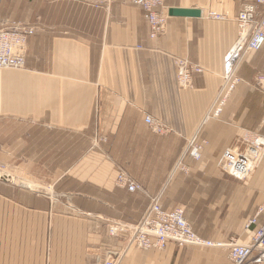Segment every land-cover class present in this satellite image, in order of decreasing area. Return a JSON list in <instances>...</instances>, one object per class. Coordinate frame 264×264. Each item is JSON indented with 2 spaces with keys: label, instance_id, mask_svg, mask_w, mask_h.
I'll list each match as a JSON object with an SVG mask.
<instances>
[{
  "label": "crops",
  "instance_id": "0c3cea01",
  "mask_svg": "<svg viewBox=\"0 0 264 264\" xmlns=\"http://www.w3.org/2000/svg\"><path fill=\"white\" fill-rule=\"evenodd\" d=\"M247 1L254 0H162L167 15L196 10L200 17L168 16L165 34L151 40L142 9L128 0H0V21L44 25L27 39L25 68L0 70V161L56 163L53 189L67 195L58 202L0 179V264H229L220 248L128 247L125 235H109L108 224L138 223L160 195L162 209L182 207L203 241H244L252 233L245 226L264 197V171L237 185L218 163L246 133L264 137L257 86L264 46L244 58L236 71L242 82L219 117L201 127L222 86L223 58L237 42L235 21L204 16L236 18ZM176 57L203 70L190 89L176 82ZM146 115L169 132L152 133ZM200 127L201 160L186 159L188 173L176 170ZM58 135L61 154L51 140ZM76 146L85 147L77 156ZM24 173L44 178L41 169L25 166ZM120 173L140 190L118 187Z\"/></svg>",
  "mask_w": 264,
  "mask_h": 264
},
{
  "label": "built area",
  "instance_id": "2783aa9c",
  "mask_svg": "<svg viewBox=\"0 0 264 264\" xmlns=\"http://www.w3.org/2000/svg\"><path fill=\"white\" fill-rule=\"evenodd\" d=\"M30 1V0H26ZM47 1V0H36ZM131 4L142 9L148 25V37L156 40L166 32L168 15L162 8L161 0H131ZM207 19L224 22L226 15L210 12ZM237 43L223 59V84L214 100L203 123L218 118L226 99L242 82L236 76L237 68L250 53L259 51L264 46V0H254L242 4L237 17ZM35 25L15 22H0V70H23L27 53V39L33 36ZM175 77L181 89H190L192 76L202 73L199 65L190 63L184 58H174ZM257 86L264 93V78L257 81ZM144 123L156 135H165L169 130L158 120L146 115ZM186 141L183 156L176 170L188 173L184 164L191 158L199 162L206 142L200 137V129ZM264 154V137L258 133H246L236 146L226 149L219 161V169L231 180L245 181L253 172ZM256 168V167H255ZM116 185L128 192L140 190V187L126 174L120 173ZM161 196L151 197L148 208L141 220L135 225L109 223L108 232L111 236L125 235L128 247L138 250L164 251L168 245L176 247L220 248L227 251L229 264H264V203L257 207L255 214L247 221L245 230L252 232L245 241L216 243L201 240L187 223L182 207L172 211H164L161 207ZM259 217H263L258 224ZM252 228L254 230L252 231ZM98 264H115L113 260H105Z\"/></svg>",
  "mask_w": 264,
  "mask_h": 264
},
{
  "label": "rangeland",
  "instance_id": "374dc122",
  "mask_svg": "<svg viewBox=\"0 0 264 264\" xmlns=\"http://www.w3.org/2000/svg\"><path fill=\"white\" fill-rule=\"evenodd\" d=\"M66 1L69 2L70 0H66ZM247 2H251V1H247ZM247 2L241 3L240 8H241L242 4L247 3ZM128 3L130 5H132L131 4V0H128ZM162 8H163V5H162ZM240 8H239V10H240ZM61 11H63V10H61ZM69 12H70V8L68 10H66L67 15L69 14ZM222 15H225V14H222ZM206 16L207 15L204 16L205 19H207ZM228 19H229L228 21H224V22L234 21L235 18L228 17ZM3 21H10V20L4 18L0 22H3ZM17 22H19V21H17ZM20 23H25V22H20ZM25 24L35 25L38 28L36 32H38V30H40V29H43L42 26H44L43 23H41V21H38V20L33 22V23H25ZM160 37H162V36H160ZM160 37H158L157 39H159ZM43 134H44V138H46V140L50 139V134H51L50 131H44ZM51 140L53 142L57 141V143H58V145L53 147V148H57V150L59 151L60 154H61V151L65 152L64 151L65 148H66L65 145L61 146V144L65 141V139L63 137H60L58 135V136H55L54 139H51ZM44 148L51 149L50 146H46ZM81 148H85V147H81V146L80 147H78V146L75 147L76 156L78 155L77 150L78 149L80 150ZM49 152L50 151L47 150V153H49ZM55 164L54 163L51 164V163H47V162H44V163H28L27 162V163H25V161H9V162L8 161H6V162L0 161V179L7 180L8 182H10L12 184H15V185L24 186L23 183H28V184L35 185V186L39 187V189L37 191L43 193L44 197H48L49 196V198H52V200H55V201H58V202H62V201L66 200L67 195L56 192L53 189V186H52L54 181L57 180V178L51 177L52 176L51 175L52 171H54V170H56L58 168V167H56ZM61 165L64 166L62 168H65L67 164L66 163H63V164L62 163H58L57 166H61ZM25 166H26V168L28 170H31L33 172L35 171V169H37V171L39 169H41L43 174H44V178L42 179V183L40 181H37V180L32 179L31 177H29L30 176L29 174L26 175L24 173ZM30 166H31V168H30ZM255 167H254L253 172L250 174V176L245 181H243V182H239V181H236V180L235 181L232 180V181H234L237 185H245L246 183L249 182V180L253 176V174H255L256 172H259V171L261 172L262 170L264 171V154L262 155L261 159L259 160V162L257 163V165ZM115 184H116V180H115ZM263 203H264V197L262 198V200L259 203V205H261ZM122 224H125V223H122ZM109 225L110 224H108V226ZM126 225L132 226V225H135V224H126ZM232 240L238 241L237 239H232ZM238 242L240 243V242H243V241H238ZM224 244H227V243H224Z\"/></svg>",
  "mask_w": 264,
  "mask_h": 264
},
{
  "label": "water",
  "instance_id": "95a60500",
  "mask_svg": "<svg viewBox=\"0 0 264 264\" xmlns=\"http://www.w3.org/2000/svg\"><path fill=\"white\" fill-rule=\"evenodd\" d=\"M169 17H200V12L196 10H169Z\"/></svg>",
  "mask_w": 264,
  "mask_h": 264
},
{
  "label": "bare ground",
  "instance_id": "6f19581e",
  "mask_svg": "<svg viewBox=\"0 0 264 264\" xmlns=\"http://www.w3.org/2000/svg\"><path fill=\"white\" fill-rule=\"evenodd\" d=\"M163 4V3H162ZM237 43V42H236ZM236 43H235V45L234 46H236ZM233 46V47H234ZM224 59V58H223ZM222 84H223V82H222ZM239 85V84H238ZM237 85V86H238ZM23 185L25 186V187H27V188H30V189H34V190H38L39 189V187H37V186H35V185H32V184H28V183H23Z\"/></svg>",
  "mask_w": 264,
  "mask_h": 264
}]
</instances>
